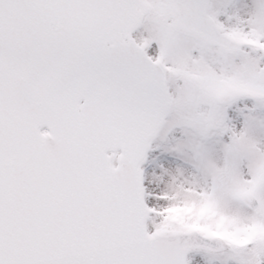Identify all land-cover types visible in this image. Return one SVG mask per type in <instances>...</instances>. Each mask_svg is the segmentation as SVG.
<instances>
[{
	"label": "snow or ice",
	"instance_id": "6c2138e0",
	"mask_svg": "<svg viewBox=\"0 0 264 264\" xmlns=\"http://www.w3.org/2000/svg\"><path fill=\"white\" fill-rule=\"evenodd\" d=\"M0 264H264V0H0Z\"/></svg>",
	"mask_w": 264,
	"mask_h": 264
}]
</instances>
